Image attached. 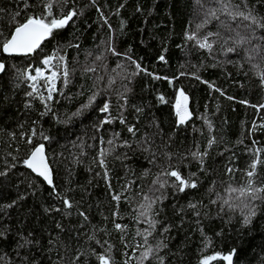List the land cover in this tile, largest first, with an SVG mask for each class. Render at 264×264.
Wrapping results in <instances>:
<instances>
[{"label": "trees", "instance_id": "16d2710c", "mask_svg": "<svg viewBox=\"0 0 264 264\" xmlns=\"http://www.w3.org/2000/svg\"><path fill=\"white\" fill-rule=\"evenodd\" d=\"M203 2L205 7L219 6L214 0ZM27 3L25 8V0H0V41L28 16L43 12V0ZM232 3L264 17V0ZM70 8L78 16L55 32L41 46L42 51L11 58L0 51V61L6 65L0 77V173H6L0 176V232L4 233L0 264H98L93 250L103 249L95 240L106 241L104 248L111 246L116 264H138L146 246L136 247L143 243L136 233L148 224L137 222V210L146 203L143 194L153 195V181L168 165L179 167L184 175L196 173L193 179L198 180V187L180 193L170 186L174 178H169V186L155 192L164 198L154 206L158 223L148 244L155 249L163 241L167 247L143 264H160L158 257L164 258L163 264H200L205 255L228 254L233 249V264H264V202L238 198L236 193L231 194V208L211 202L216 193L228 198L225 189L229 185L247 186L246 172L255 149H262L264 161V108L258 107L264 105L260 75L264 72V40L234 45L235 32L220 21L232 29L239 22L221 15L198 33L199 37L220 33V37H210L216 41L212 51L200 48L186 39L203 19L197 0H68L54 5L53 11L66 14ZM237 30L248 36L247 31ZM229 36L233 39L224 48L236 46V52L225 53L221 47ZM256 36L264 37V29H257ZM258 42L259 54L252 51ZM110 46L120 55H113ZM53 53L65 57L69 76L67 84L63 76L57 80L58 91L49 102L51 111H46L37 93L28 95L32 81L25 70L46 68L41 62ZM54 64L46 75L63 71L59 60ZM89 67L96 71H85ZM110 79L114 82L109 87ZM37 87L46 97L43 79ZM179 88L191 98L193 119L177 126L174 105ZM94 92L99 93L95 103L81 115H73ZM121 93L127 97L123 108ZM161 95L166 103L160 102ZM104 102L110 105L112 123L102 124L109 117L99 110ZM129 126H135V135L128 132ZM33 129L35 137H31ZM41 133L49 139L44 140ZM114 133L119 136L113 149L107 142ZM29 137L32 143L27 142ZM212 138L215 142L209 147ZM123 141L131 147H120ZM40 143L47 148L55 190L22 163ZM102 148L111 149L103 157L107 181L98 163ZM193 151L207 152L202 165L191 157ZM165 154H171V159ZM255 171L254 187L264 185V163ZM113 193L121 194L119 203ZM259 195L264 197V193ZM65 197L72 202L71 209L65 208ZM245 203L256 211L248 225L243 222L249 211ZM114 212H118L115 217ZM114 223L127 228L120 232ZM165 226L168 232L162 231Z\"/></svg>", "mask_w": 264, "mask_h": 264}, {"label": "snow or ice", "instance_id": "6c2138e0", "mask_svg": "<svg viewBox=\"0 0 264 264\" xmlns=\"http://www.w3.org/2000/svg\"><path fill=\"white\" fill-rule=\"evenodd\" d=\"M95 0H93V3ZM215 3H217L218 7H205L203 0H197V3L200 5L199 11L203 13V19L200 23L196 24L195 30L188 33L186 35V39L190 41H195V43L202 49H207L209 52L213 49V44L216 43V41H211L210 37L216 36L220 37L219 32H208L205 36L199 37L198 33L201 28H203L207 23H209L211 20H220L221 15H226L229 21L232 22H239L237 24V29H243L248 32V36H241L240 31L237 29H232L230 25L226 24L224 21H220L221 25L227 28L229 32H235L237 39L233 40V44L236 46H242L244 44H252V41L255 39L257 41L264 40V37H257L256 36V30L257 29H264V17H259L255 14H253L252 10L244 11L241 10L240 5L233 4L232 0H214ZM68 0H43V12L39 15H30L28 16L25 21L21 24H18L14 28V30L11 32V34L7 37H4L2 41H0V51L8 54V55H24V56H30L36 53L38 49H41V45L44 43L45 40H48L50 38H53V34L55 32H58L60 29H64L70 21H73L74 17L78 16V12L75 8H70L66 14L61 13L57 14L53 11L54 5H61V4H67ZM29 7L27 0H25V8ZM19 15V13H17ZM110 27V25H109ZM0 36H3V33H0ZM233 39L232 36H229L227 39L223 40V43L221 45L222 49L225 51V53L229 52H236L237 47L236 46H229L224 48V45L228 44V40ZM78 47V45H77ZM109 50L112 52L113 55L119 56L120 53L116 52L114 48L109 47ZM253 52H256L259 54L260 52V44L259 42L253 46L252 49ZM97 59H101V56H98ZM131 59V57H129ZM161 61L164 60V56L161 55L159 57ZM249 59H252L251 53L249 54ZM59 60L61 62V65L63 66V71H57L52 70L50 74L46 75V72H48L49 69H53L56 67L54 64V61ZM65 57L62 55H57V53H53L47 57H45L42 60V64L47 66L46 68H35L34 75L32 74V71L25 70L26 78L30 81H32V91L28 93L29 96H32L33 93H37L39 96V99L44 103L45 110L51 111V108L49 106V102L54 99L53 93L57 92L58 89L56 88L57 80L63 76L64 83L67 84L68 82V76L69 72L67 69L66 63H64ZM120 67V65H118ZM135 67L138 70L140 69V65L136 64ZM6 71V65L4 62L0 61V73H3ZM85 71H91L95 72L96 69L94 67L86 68ZM181 75H184V73H181ZM262 79H264V72L260 73ZM157 79H160V77H156ZM43 79L45 81L46 85V92L47 96L45 97L42 93L39 92V89L37 87V82L39 80ZM100 79H103L102 77ZM167 79V78H164ZM196 79H200L198 76ZM114 82V80L110 79L108 82V86L110 87L111 84ZM171 83V81H170ZM204 83H209L208 81H204ZM211 87L212 85L209 84ZM219 91V89H216ZM127 91V88H125V92ZM99 95L98 92H94L89 98L86 104L82 105V107L78 110L77 113H74L73 115H81L84 111L89 109L93 103H95L96 97ZM231 99V97H229ZM121 100H123V104L120 105L121 108L124 107V104H127V97L121 93ZM159 100L161 103H166L165 98L163 95L159 97ZM188 101L189 97L184 92L183 88L178 89V94L175 101V115L178 118V124L177 126L184 125L186 122L191 119L192 113L189 111L188 108ZM256 107V106H254ZM260 108H264V105L258 106ZM102 113H109V117H106L103 121V123H112V118L110 117V105L108 102H104L103 106L99 109ZM137 111H140V109H137ZM44 113H41L43 115ZM121 123H124V119H120ZM264 127V125H262ZM128 132L135 135L137 129L135 126H129ZM255 130V126L254 129ZM14 135V134H13ZM37 135L35 129L31 132V137H35ZM41 136L44 140H48L49 137L43 136V133H41ZM119 133H114V138L112 140H109L107 143L112 146L114 149L117 145L115 143L116 138H118ZM31 137L28 138L27 142L32 143ZM215 142V138H212V140L209 141V147ZM120 147H131V144H129L127 141H123L120 145ZM109 150L101 149L99 156L101 157L98 160L99 166L104 170V177L107 181L108 178V169L105 162V159L103 157L106 156V153ZM145 151H148V148L144 149ZM261 152L262 149L257 148L254 152V159L253 162L250 165V170L246 172V175L249 177V181L246 187H232L229 185L225 192L228 194V198H225L221 196L219 193H216V199L212 200V203H217V201H220L222 205H228L230 208L232 207L231 204V194L236 193L238 194V198H246L249 201H255V200H261L264 202V197L260 196V193H264V185L255 186L254 187V180L253 178L256 175V168L258 165L264 163L261 159ZM167 158L171 159V154H165ZM191 157L197 161L200 162V164H203V157L207 155V152L200 153L199 151H193L190 153ZM15 159V157H13ZM23 165L26 166L28 169H30L33 173H35L38 177L43 178L46 183L55 190L56 185L54 184L53 175H52V168L48 162V156L45 153V145L43 143H40L34 147V149L31 151L30 155L22 161ZM16 165L13 164L12 167H15ZM203 170V169H201ZM233 170L228 169V172L231 173ZM6 175V173H0V176ZM147 175V173H145ZM196 176V173H192L191 175H184L182 174L179 167H172L171 165H168L166 168H164L156 177V179L153 181L154 185V192L152 196H149L147 194H143V200L146 203H142L139 206L138 215L136 217L137 222L139 223H147L148 228L143 230H138L136 235L141 237L142 244L137 243L136 247H145V251L143 252L142 256L139 259L138 264H143V261L153 256L154 253H158L159 250H161L164 247H167V244H164L163 241L157 247L154 249L151 245L148 244V238L153 235V232L156 228V225L158 221L154 218V215H159V212L154 209V206L158 203H162L163 200V194L157 196L155 195V192H159L161 189L166 188L169 186V178H174L171 180V187L176 189V191L183 193L188 189H196L198 187V180L193 179V177ZM110 184V182H109ZM158 186V187H155ZM211 191V189H210ZM59 196V193H57ZM113 200L119 201L121 200V194L119 193H113L112 194ZM63 204L66 209H71L73 207L72 202L67 199L66 197L63 198ZM6 207H12V205H7ZM189 207L195 209L197 207L196 204H189ZM245 208H249V204H244ZM221 210H223L221 208ZM55 211H60V209H55ZM79 215L83 216L85 220H87V215L84 212H80ZM118 212H114L113 216H117ZM197 216H199V213H196ZM256 216L255 208H249V211L244 214V224L248 225L251 223L252 218ZM59 227V225H58ZM114 228L120 232H124L127 228L126 225H121L119 223H114ZM169 226H165L162 231L168 232ZM4 233L0 232V237H3ZM89 239L95 240L94 236L89 237ZM28 241H25V244H27ZM95 243L97 245H100L103 249L102 252H95L93 250V254L96 256L98 264H116L114 258L111 255V246H108L107 248H104V244L107 242H101L100 240H95ZM25 245H20V247H23ZM208 245H206L207 247ZM127 247V245H126ZM236 254L235 249H233L228 254H221V253H213L210 255H205L200 260V264H213L214 261L217 260H223L226 261L227 264H233V256ZM80 255H83V253H80L76 256V260H79ZM2 259V257H0ZM160 264H163L164 258L158 257ZM127 264V261L125 262Z\"/></svg>", "mask_w": 264, "mask_h": 264}, {"label": "water", "instance_id": "95a60500", "mask_svg": "<svg viewBox=\"0 0 264 264\" xmlns=\"http://www.w3.org/2000/svg\"><path fill=\"white\" fill-rule=\"evenodd\" d=\"M71 22V21H70ZM69 22V23H70ZM47 40H45L44 41V43L46 42ZM43 43V44H44ZM42 44V45H43ZM41 45V46H42ZM3 53V55L5 56V57H7V58H11V57H22V56H24V55H8V54H6V53H4V52H2ZM5 72H3V73H0V77L4 74ZM187 95V94H186ZM188 97H189V101H188V108H189V111L192 113V117H191V119H189L187 122H186V124H184V125H187L188 123H190L191 121H192V119H193V111H192V101H191V98H190V96L189 95H187ZM177 120H178V118H177ZM0 148H1V141H0ZM45 153H46V155L48 156V154H47V148H46V146H45ZM48 162H49V164H50V161H49V158H48ZM50 166H51V164H50ZM52 168V167H51ZM28 169V168H27ZM30 172H32L30 169H28ZM33 173V172H32ZM35 176H37L35 173H33ZM52 175H53V180H54V172H53V169H52ZM38 177V176H37ZM39 178H41V177H39ZM42 180H43V178H41ZM44 181V180H43ZM45 182V184L48 186V187H51V186H49L47 183H46V181H44ZM226 264H227V262H226Z\"/></svg>", "mask_w": 264, "mask_h": 264}]
</instances>
